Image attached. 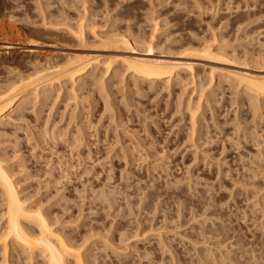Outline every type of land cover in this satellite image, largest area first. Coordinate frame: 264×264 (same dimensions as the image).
Here are the masks:
<instances>
[{
  "label": "rangeland",
  "instance_id": "rangeland-1",
  "mask_svg": "<svg viewBox=\"0 0 264 264\" xmlns=\"http://www.w3.org/2000/svg\"><path fill=\"white\" fill-rule=\"evenodd\" d=\"M86 1L84 2V0L83 1L81 0L79 1L78 0L77 1L75 0H60V1L59 0H47V1L46 0H0V22H2L0 23V32L2 33L6 31L5 32L6 34L0 33V83H1L0 90H5V88H8L7 87L9 86L7 85L8 83L14 84L13 81L16 82L17 79L21 77L19 75L20 72L22 77H24L25 79L34 77L32 75L34 74L36 75L38 71L39 72L46 71L47 74L54 73L55 71H57L56 70L57 68L55 69L54 66H58L60 64L59 67H61L62 63L64 64L67 62L66 59H68V57H70L69 60H71V58L73 57L75 60L81 58L87 59V57L88 56L91 57L92 54V57L93 56L97 57V55L98 56L100 55L102 57L101 59L103 58L107 59L110 57L117 58L119 57L118 55H120V57L122 56V58L124 56L126 57V59H128V55H129V59L131 58L133 59V57L136 56L135 58H150V59L159 58L161 60L166 59L165 61L173 60L174 62L176 61V63L179 61L183 63L185 62L188 63L190 62L193 64L198 63L200 64V66L198 64L197 65L195 64V71L197 72L196 73L197 77L199 79L201 77L202 80L201 82L203 83L205 81L203 83L204 87L207 84H210V81L208 80L206 81L205 78L209 79L211 77H214V79H211L213 83L211 82L212 84L208 85V87L210 86V89L212 91H209L210 89L207 88V86H206L207 89L205 88V90H207L208 92L205 91L206 93L204 92V94L209 93L207 94V96L204 95L205 97H208L206 98L208 101H206L205 97L203 96L200 102L201 109H199V111L196 112L197 113L196 118H198L197 119L198 121L206 116L204 118L206 119L205 122L203 121L204 119L200 120L199 122L197 121L198 126L199 123L201 124V129H199L200 127H198V129L201 131L199 133L196 132L197 134L195 133V136L193 137L194 140L192 139L193 143L194 141L200 142L201 140L199 145H198L199 142L194 143V145L197 144L198 146L200 145L201 146L197 148L196 145L194 148L193 143L190 139L191 137L190 125L193 126V124L192 123L190 124L189 119H191L192 117L190 118L191 113L188 114V112L190 106H191L190 108L194 107L193 103L199 98V97L197 98L196 94H198L199 96V93H195V95L192 96L193 89L191 88L192 90H189L188 88L190 86L188 88H184V86H182L183 80H185L184 83H187L186 74L182 73L181 75L182 78L180 82L182 84H180V82H173L174 81L173 79H172L173 81L169 82L170 84L172 83L173 87H176L178 83L184 89H187L186 90L187 93L185 91L186 94L183 93L184 95H181V96H185V99L187 100V101L185 100L186 103L190 102V101L188 102V100L191 96L194 97L193 98L194 101L192 100L191 101L192 103L190 102L192 105L191 104L190 106L188 105L189 107L188 109H185L186 110L185 111L183 106L185 107L187 105L185 104L184 97L180 96V94L182 93H179L182 90L184 91V89L181 87L179 88V85L176 88H172V86L170 87V85L168 84L170 88H165L166 87L165 81H162L159 82L154 87L153 86L150 87V84H143V86H139L142 84L141 83L142 79L140 82L139 79L133 77V74H129L128 72L126 74V72H124L125 69L122 68L121 66V70L123 69L122 70L123 74L122 73L121 74L123 76L125 75L124 76L125 79L124 77H121L124 80V82L121 81L124 85V88L122 87L123 86L122 84L118 85V83H121L120 81H118L121 80L120 78L121 74L115 76L111 72L110 74H107V76H105L106 75L105 74L104 75L105 78H103L104 76L102 77L105 82L101 80L100 83L104 84V86L106 84V86L104 87L105 90L101 91L103 90L101 89V86L99 88L98 86L99 84L98 85L96 84L99 82L98 75L102 76V74H99L100 70L98 69L99 70V71L97 70L98 73L96 72L97 75H95V78H93L96 79V83L94 82V80H92L91 78L92 75L91 76L87 75L88 76L87 78L85 75L82 80L83 82L81 81V84L77 83L80 88L81 86L82 87L84 86L85 88H81L82 90L80 91L79 87L76 85L75 88L79 89V90L74 89V91H78V95L77 93H74L78 97L75 98L76 100H72L73 96L69 94L72 91L71 90L72 86H70V84L67 87H63L64 90L63 89L61 90V88L58 89V87H56V89H54L55 92L50 93V97L48 98L49 101L47 99L46 100L41 99L43 97V93H42L40 95L41 97H39L38 99H34L31 97L28 103L30 101L31 102L25 108H23L24 110L21 109L20 110L21 112L16 111L17 113L15 112L14 114L9 113L11 114L15 122L16 121L19 122L20 119L24 118L25 116L26 118V119L24 118L25 122L23 119V121L21 120L20 123L15 124L14 120L10 122V117L3 118V120L0 121V122H4L2 124L0 123V161L2 160L1 162L4 168L6 169V171H8L7 173L10 175V177H12L11 179L14 182L17 192L19 193V197L22 199V201L27 207L32 209V211L34 210L33 212L37 213L38 211V214L41 212L43 213V215L47 217L48 220L50 219L49 222L52 224V225L50 224L51 229L55 231L54 233L57 234L56 236L58 237L60 236L59 238L63 237L64 239L68 240L70 243H72V245L74 244L75 248L81 247L80 254H81V258L83 259V264H169V261L171 262V258L174 261V264H176L177 262H178L177 264H192V261L194 262L193 264H201V263L205 264L206 261H207L206 264H209L210 262H211L210 264L213 263L219 264L218 262H221L220 264H226L225 262L227 260L226 258L231 260L228 262V264L229 263L230 264L233 263L264 264V249H262L264 248L262 247L264 246L263 243L264 233H262L261 231L264 230L263 228L264 226L263 225L264 224L263 223L264 221L263 220L264 219V213H263L264 123H262L264 122V116H262L264 115V111H262L263 109H261L262 106L264 107V103L260 101V99L263 101L261 97L260 98L258 97L259 100L254 99L256 104L255 103L253 104V101H249V98H245L246 93L242 91V89L244 90L245 88L243 87V85L240 86V84H238L239 83L238 78L235 80L236 76H238L239 74L240 76L251 74L253 77L255 76L257 78H259L260 76L264 77L263 60H262L263 62L262 64L260 60H258L260 70L255 69L258 64L254 66L255 68L251 67L252 63H250L251 65L250 67H248L249 65L248 66L245 65V64H249L250 62L249 60L254 57H257L255 59H258L257 55L260 52H262V54L261 53H260L261 55L259 54V58L262 59L264 57L263 55L264 52V47H263L264 20L263 19L264 18L261 20L259 18V17L262 18L264 14V0H86ZM39 2L40 3L43 2L44 7L41 4L42 5L41 7L43 8L38 7V5H40ZM246 2H248L247 6H246ZM242 4L243 6H241ZM183 6H185L186 10ZM250 7L252 8L249 9ZM245 8H247L248 11L247 9L245 11ZM41 9L42 10L45 9L47 12H45V10L44 12L47 15L42 14L40 12ZM61 13L63 15H60ZM64 13L66 15L65 17H64ZM246 14L249 15L246 16ZM44 15L45 17H43ZM152 15L154 16V18L152 17ZM256 16L260 20L259 21L257 19L258 24L255 19L257 18ZM42 17L44 20L42 19ZM59 17L60 18L62 17L61 18L62 20L59 19ZM149 17L154 21L149 19ZM66 18L67 20L68 19L70 20L68 21V23H66L67 22ZM250 18L253 19L252 22ZM228 20L229 23H227ZM126 21H128L127 22L128 25L126 24ZM151 21H153L154 23ZM237 21H241V22L239 23ZM254 21L256 22L255 25H253ZM45 22L47 23L46 25ZM156 22H158L159 24ZM151 23L153 26H151ZM3 25H5L4 28ZM51 25L54 28H52ZM193 25L194 27H192ZM69 26L71 28L68 29ZM236 26L238 27V29L235 28ZM248 27L249 29L247 31L246 28ZM70 29H73V31L77 30V32H81L80 34L83 33L81 36L83 37L84 35V41L86 40L85 42L87 43H83L84 41L80 42L81 36L78 33L76 32L74 33L72 32V30L69 33L68 30ZM153 29L157 30V31L154 30V36H153ZM243 29H245L246 31ZM258 29H260V31ZM246 32L247 33L249 32L248 34L249 36L247 35ZM253 32L254 34H252ZM73 33L76 34L77 36L76 35L72 36L74 35ZM94 33H97L96 35L98 36V38L101 37L103 40H105L104 38L106 39L108 38L107 35H109L110 37L111 34L120 33L119 34L120 36L122 35L128 36V33L129 34L132 33L133 35L130 34L131 36L130 35L128 36L130 37V39H132V37L138 39L139 37L140 40H144L145 38L144 42L142 41L143 44L145 42L147 43L151 42V45L153 46L154 44L155 47L153 46V48L157 51L153 49L154 51L150 53L152 54V56L147 57V55H150L148 52L149 50H144L149 48L147 47L148 46L147 43L144 44L146 45L145 46L146 48H144L143 45H140L142 43L140 44L138 43L136 44V47L135 45L133 46L134 50L131 49L130 51L128 50L125 51L123 47H122L123 49L121 48L120 50L119 49L113 50L111 48L108 49L106 47L101 48L99 46L101 44L100 41L102 40L101 38H99L100 40L98 38L96 40L95 39L96 35ZM7 34L9 35L7 36ZM150 34L155 38L157 37V39L155 40L154 38V40L153 39L150 40V38H152ZM78 36H80L79 41L76 38ZM73 37L75 38L73 39ZM8 38L9 40L10 39L11 40L9 41ZM166 40L169 41L167 42ZM5 41H7L6 43L8 44H6ZM96 41L97 42L99 41L98 43L100 44H98ZM155 41H157L158 43ZM14 42H16V44ZM166 42L168 43L169 46L167 45ZM205 44L207 46H205ZM209 45L211 46L210 48L212 49V51L214 50L215 52L217 51L222 52L223 50L228 49L227 52L224 51V54L226 56L229 53L228 55L229 57L231 52L233 53L235 51L234 53L237 54L236 55L232 54L234 56L231 57L237 56L236 59L239 58V61H237L236 59H234L235 60L234 61L232 58H229V60L231 61H228L227 60L228 58L224 57L222 59H225L226 61H223L221 59L222 62H220L219 60L209 62L208 60L203 58L205 60L204 61L202 59L203 56L200 57L199 55L196 54L197 56H199V58H201V59H197L195 58L196 55L194 53L192 54L190 53L191 50L195 49L196 47L197 48L195 49V51L200 49L201 46L204 47L205 49L206 47H209ZM261 45L263 48L261 47ZM137 47L138 49L140 47L139 51L141 52L137 51L138 50L136 49ZM186 47L190 49L188 50V48L186 49ZM253 47L255 50L253 49ZM243 49H247V50H243ZM135 50L139 54L134 53L133 51ZM184 50L186 51L188 50L187 53L186 51L184 52ZM131 51L135 55L132 54ZM143 51H146L148 54ZM198 51L200 53V50ZM243 51L244 52L246 51L247 55H250V53H248L247 51L251 52V56H249L251 58H248L246 56L247 58L246 59L245 58L246 53L244 55ZM142 52L146 53V55L143 54ZM169 52L170 54H168ZM193 54L195 57L194 56L189 57V55H193ZM220 54L224 55L223 52L219 53L218 55ZM240 59L241 60L246 59V61L244 60V63H242L241 65ZM44 63L49 65L46 66V64ZM202 64L204 65V67ZM205 65L207 66L205 67ZM260 65H262L263 67H261ZM210 69L212 70L215 69V71H211ZM203 70L205 71V73ZM210 71L213 72V74H217V73L218 74L213 76V74L210 73ZM235 72L239 74H235L236 75L235 78L230 79L231 77H234ZM37 74L42 75L43 73H37ZM206 74L208 75V77L206 76ZM218 75L219 76L221 75L220 77L222 78H220ZM223 75L224 76L228 75L226 76L227 79L226 78L225 79L232 81L227 82L225 79L223 81V77H224ZM198 78L197 81L199 83L200 81L198 80ZM175 79L180 80V78L177 79V77H175ZM216 79L218 80V84ZM134 81L135 82L137 81V84ZM225 81L227 83H230L231 86L226 84ZM233 81L237 85H235ZM189 82L190 81H188V83ZM93 83L96 84V87L94 86ZM134 84L138 86L135 87L137 89L139 88L138 89L139 93L137 89L134 87ZM232 84L233 86L235 85V87L239 85L240 86L238 87L239 90L235 89V87H232ZM200 85L201 83H199L198 86L199 88L201 87ZM215 85L218 88V90L216 89ZM217 85L220 86L218 87ZM222 85L224 87H222ZM230 87L233 88L231 89L233 91L230 90ZM98 88L101 90H99ZM61 91L63 92L65 99L63 98L62 93H60ZM82 91L84 92L82 93ZM108 91L110 93H108ZM236 91H238L240 95H243L241 97L239 96L238 92H237L238 94L236 93V96L238 95L241 98V100L239 99V97L238 98L236 97L238 101H235V98L232 97L233 93H235ZM128 92L129 95H127ZM211 92H213L214 94ZM57 93H60V95L62 96H59L58 98V96L56 95ZM71 93L73 94V92ZM210 94L211 96L213 95L212 98L210 97ZM68 95H70L71 98ZM177 96L178 98H181L180 100L183 99L184 101V102L182 101V104L185 105L178 104L182 106V108L176 105V103H179L180 101L178 98L177 99L179 101L178 102L176 101ZM221 96L224 98H222ZM54 97L58 99L55 100V102L57 101V103H54L55 105L53 106L52 104L55 99ZM60 97H62L63 99ZM106 97L109 98V100H107L109 104L106 101ZM229 97L232 100H230ZM121 98L123 100L125 98L126 100L123 101ZM32 99L37 101H34ZM233 99L235 101V104L233 102L231 104V101H233ZM68 100L70 101L66 103V101ZM257 100L260 101L261 103L257 102ZM33 101L37 105L39 103V106L36 107ZM216 102L220 103L218 104L220 107L217 106ZM239 102L243 103L242 108L245 107L244 109H241L240 107L241 103L239 105ZM250 102H252L251 105L254 106L252 107L254 108L253 110L260 109L257 110V112L262 111L256 113L255 117H252L254 116L255 113H252L251 105H249ZM206 103H210V104L212 103V105L210 106L209 104L208 106L207 104L206 106ZM111 105H115V106L113 107ZM176 106L180 107L181 109V110L179 109L180 112L179 110H175L178 109ZM202 108H204L203 109L204 111L207 110L206 111L207 115L205 112L204 117H203L204 112ZM32 109L35 111L34 113L31 112ZM210 109L213 110V114H216V116L214 115L216 119L212 117L211 111H209ZM41 111L44 113H42ZM227 112L229 113L228 115ZM239 112L241 116L238 114ZM253 112H256V110ZM200 114L202 116H200ZM222 114H225L224 117ZM113 115L115 117H113ZM256 116L258 121H259L258 117H260L259 122L256 121ZM213 119L217 120V122L215 121L214 123ZM235 119L238 121V123L240 121V123L238 124L240 125L239 127H241L242 125H244L243 128L246 127L244 130L243 128H240L241 132L246 131L245 134L244 132L241 133L240 131H237L239 130V127L237 126V121H235ZM117 120L119 122H117ZM206 121L208 122L207 125L209 126L206 125ZM254 121L257 126H255ZM145 123H147L149 126L147 124L145 125ZM116 124L117 125L120 124V125L117 126ZM214 124L217 125L215 126ZM253 124L258 129L255 128V130L254 129L252 130V128H254V126H252ZM213 125L215 126V128ZM234 125L235 127H238V129L236 128V131L239 132L238 135H236L237 132L236 133L234 132L235 131ZM194 127L197 126L195 125ZM193 128H191V130ZM117 129L119 130V133L117 132L118 131ZM194 129L196 131L197 128ZM194 129L192 131H194ZM198 129L197 131H199ZM78 130H81L82 132H79ZM147 130L149 131L147 132ZM187 130L189 131V133ZM218 130H220L221 133ZM46 131L49 132L43 133ZM208 131L211 134V136L209 135L210 137L208 136L209 134ZM252 131L253 132L255 131L257 134L252 133ZM51 132H52L51 134L52 136L49 134ZM62 132L64 135L62 134ZM115 132L119 134L121 139L119 138L118 134L117 137L119 139L114 138L116 137ZM129 132L131 135H133L134 132L135 135L133 136V138L136 139H133L132 136L129 135ZM233 132L235 133V136ZM73 133L74 135H76L77 133L76 135L77 139H75L76 137L73 135ZM79 133L82 134L80 135ZM125 133L128 136L125 135ZM45 134L47 135L49 134V137L51 136L50 140L48 136ZM56 134L57 137H54ZM188 134L190 136L188 138L190 139L189 141L186 139V137H188L186 135ZM214 134L216 135V137ZM198 135H200L201 137ZM44 136H46V138H44ZM60 136L61 139L58 138ZM227 136L230 139H227ZM232 136L234 137V139L232 138ZM246 136L248 139L246 138ZM195 137H197L198 139L197 138L195 139ZM51 138L55 140L53 139L51 140ZM207 138H210V140L213 139L212 140L213 142H209L210 140L208 141ZM78 139H81V141H79ZM205 139L210 144V146L209 144H207ZM251 139H253V141ZM39 140L43 141L44 143L40 142ZM62 140L65 142H62ZM73 140L74 142H72ZM75 140L78 141V142L76 141L77 144H75ZM120 140H122L123 143L120 142ZM136 140L138 141L139 144H142L140 145L142 150L140 146H138L139 144H137ZM183 140H185V142H183ZM236 140L239 145L237 144ZM238 140L240 141L241 144L239 143ZM257 140L262 142H259ZM243 141H246L247 143ZM36 142H38L39 144ZM233 142L239 146L237 147L236 145L238 149H236L235 144ZM73 143L75 145H73ZM183 143H185L186 145ZM232 143L234 144V146ZM255 143L259 147H257ZM130 144L133 145L134 147L131 146ZM259 144L262 147H260ZM143 147L146 149L143 150ZM152 147H154L155 149ZM133 148L135 150H132ZM197 149L199 150L196 151ZM88 150H90V152ZM137 150H139V152ZM125 151L127 153L126 155H125ZM130 151H132L133 153ZM258 151L261 152L259 153ZM146 152H148L147 153L148 155L146 154ZM206 154L210 156L207 157ZM253 154L257 156H254ZM148 156H150V158H148ZM138 157L142 158L143 160L138 159ZM165 157L166 159H164ZM257 157H259V159ZM160 158L161 159L163 158L164 160H161ZM194 158H196V160ZM206 158L208 159L204 160ZM244 161L246 164L244 163ZM249 161H253L255 164L257 163L256 166L253 162L251 163ZM241 163H243L244 167L243 165H239ZM248 164H250V166H248ZM218 166H220L221 168ZM246 166L248 167V169ZM254 166L256 167V169L259 167L257 169L258 171L255 169ZM249 167L250 168L254 167L255 171L254 169L251 168L254 171V172L252 171L253 172L252 173L251 170H249L250 169ZM247 170H249L248 174H247L248 172ZM220 172L221 174H218ZM245 198L247 199V201L245 200ZM260 205H262V207H260ZM156 206H158V208ZM154 209L157 212H155ZM243 211H245L244 215H243ZM6 213H7V204L4 203V201H2V197H0V240L2 239V237H4V234L8 228L7 227L8 217ZM177 213H179V216L177 215ZM206 216L210 219V220L208 219L209 221L205 219L207 218ZM244 216H246V218H244ZM212 217L214 218L211 219ZM260 217L261 219H259ZM163 220L165 222H163ZM198 224L199 225L201 224L200 226H202L203 228L201 229V227ZM179 227L182 230L179 229ZM261 227L263 229H260ZM32 228L35 231H37L36 226H33ZM159 228H161L160 231ZM221 229H224L223 230L224 232L221 231L224 234L220 233ZM201 230H203L204 232ZM209 231L212 233H209ZM256 231L258 232L255 233ZM156 233H158L159 235ZM199 234L201 236H199ZM207 234H210L209 237H206ZM217 234H221L222 236L220 237ZM184 236L185 239L183 238ZM202 236L203 237L205 236L204 239ZM201 237L203 240H205L204 242L206 245L203 244L202 242L203 240L201 239ZM231 237H233L234 239ZM191 238H195V239L193 240ZM160 239H165V244H168L169 242V245H165L164 240L163 241L161 240L162 242H160ZM196 239L199 242V243L197 242V244L195 241ZM223 239L228 241V243ZM206 240L210 241V243L207 242ZM200 242H202V244L199 245V247H197L198 244H200ZM206 242L208 243V246ZM221 242H223L222 245L220 244ZM225 242L227 244H225ZM1 243L2 242L0 241V264H49L47 258L45 259V257L40 255V253H36L34 256H30L29 252L23 250V248L19 246L13 245L12 242L8 244V249L5 250ZM213 243L220 244L222 248H220L218 244L217 246H215V244ZM193 245H195L196 247ZM231 245H233L235 248L236 246H238L236 248L237 250H235V248ZM205 246L206 248H204ZM244 246L247 248H244ZM161 247H163V250L164 247L165 249L171 248L173 250L171 249L164 250L167 251L166 253L168 254L164 252V257L161 258L163 252V250H161ZM175 247L176 249H174ZM215 247L223 250L222 251L219 249L221 251L220 252L221 255L225 252L226 253L224 255L226 254L228 255L226 257L222 255L223 259L220 258L219 257L220 254H218L219 250ZM198 248H200V250ZM134 249L135 251H133ZM244 249L245 251L246 249L247 250L250 249L248 251L249 253H245ZM188 251H190V255ZM197 251L198 253L201 254L203 253V255L198 254ZM169 253H171L172 255L170 254L171 255L170 256ZM207 253L211 255H207ZM174 254L176 255V257H174L175 256ZM212 254L215 258L212 257ZM230 255H231L230 258L232 259L228 257ZM197 256L199 258L203 256L202 260H200L201 259L200 258L198 261L196 259ZM206 256L208 258L210 257L211 258L208 259ZM174 258L175 259L177 258L176 261L174 260ZM218 259L221 261H219ZM159 260L161 261V263L159 262ZM162 260L164 263H162ZM173 261L171 262V264L173 263ZM71 262L72 264L74 263L73 261Z\"/></svg>",
  "mask_w": 264,
  "mask_h": 264
},
{
  "label": "bare ground",
  "instance_id": "bare-ground-1",
  "mask_svg": "<svg viewBox=\"0 0 264 264\" xmlns=\"http://www.w3.org/2000/svg\"><path fill=\"white\" fill-rule=\"evenodd\" d=\"M47 1V0H46ZM60 1V0H59ZM75 1H77V0H75ZM79 1V0H78ZM81 1H83V0H81ZM86 0H84V2H85ZM48 2H51V1H48ZM87 2V1H86ZM240 2V1H239ZM245 2V1H244ZM243 2V3H244ZM40 3V2H39ZM46 3V2H45ZM44 3V4H45ZM63 3V2H62ZM247 3L248 2H246V6H247ZM250 3V2H249ZM43 5V2L42 3H40V5H38V7H41L42 5ZM48 4V3H47ZM79 4H81V3H79ZM84 4V3H83ZM66 5V4H65ZM68 5V4H67ZM49 6V5H48ZM53 6V5H52ZM241 6H243V4L241 5ZM244 6H245V4H244ZM248 6H250V5H248ZM43 7H44V5H43ZM43 7H41V8H43ZM51 7V6H50ZM54 7H56V6H54ZM130 7V6H129ZM184 8H185V6H183ZM190 7V6H189ZM257 7V6H256ZM62 8V7H61ZM64 8V7H63ZM188 8V7H187ZM194 8V7H193ZM248 8V7H247ZM247 8H245V11H246V9ZM252 7H250L249 9H251ZM40 9V8H39ZM52 9V8H51ZM181 9V8H180ZM42 10V9H41ZM40 10V12L42 13V14H45V15H47L45 12H47L45 9V12H44V10H42L41 11ZM59 10V9H58ZM65 10V9H64ZM185 10H186V8H185ZM126 11V10H125ZM247 11H248V9H247ZM50 12V11H49ZM59 12V11H58ZM61 12V11H60ZM123 12V11H122ZM135 12V11H134ZM188 12V11H187ZM40 13V14H41ZM238 13V12H237ZM249 13V12H248ZM41 14V15H42ZM59 14V13H58ZM39 15V14H38ZM45 15L43 16V17H45ZM50 15V14H49ZM60 15H63L62 13L60 14ZM154 15V14H153ZM152 15V17L154 18V16ZM238 15V14H237ZM240 15V14H239ZM244 15H245V13H244ZM247 15H249V14H246V16ZM66 15H65V13H64V17H65ZM241 16V15H240ZM263 16H264V14H263ZM262 16V18L261 17H259V15H258V17L260 18V20L261 19H263L264 17ZM41 17V16H40ZM43 17H42V19H43ZM234 17H235V15H234ZM237 17V16H236ZM250 17V16H249ZM255 17V16H254ZM254 17H253V19H254ZM257 17V16H256ZM258 17L257 18H255L256 19V21H257V24H258ZM47 18V17H46ZM45 18V19H46ZM62 18V17H61ZM60 17H59V19H61ZM238 18V17H237ZM57 19H58V16H57ZM146 19H148V18H146ZM145 19V20H146ZM149 19H151L150 17H149ZM248 19V18H247ZM251 19V22H252V18H250ZM258 19V20H257ZM44 20V19H43ZM56 20V19H55ZM62 20V19H61ZM66 20H67V18H66ZM151 20H153V19H151ZM238 20V19H237ZM240 20V19H239ZM259 20V21H260ZM264 20V19H263ZM46 21V20H45ZM65 21V20H64ZM63 21V22H64ZM68 21H70L69 19L67 20V22L66 23H68ZM134 21V20H133ZM154 21V20H153ZM153 21H151V22H153ZM47 22V21H46ZM45 22V25L47 24ZM49 22V21H48ZM62 22V21H61ZM117 22V21H116ZM121 22H123V21H121ZM127 22L128 21H126V24H127ZM131 22V21H130ZM129 22V23H130ZM237 22H241V21H237ZM0 23H2V22H0ZM50 23H51V21H50ZM49 23V24H50ZM57 23H60V22H57ZM65 23V24H66ZM71 23V22H70ZM120 23V22H119ZM154 23V22H153ZM156 23H158V22H156ZM156 23H155V25H156ZM227 23H229V20H228V22ZM254 24L253 25H255V21L253 22ZM64 24V23H63ZM150 24V23H149ZM159 24V23H158ZM53 25V24H52ZM51 25V27L52 28H54L53 26ZM56 25V24H55ZM59 25V24H58ZM68 25V24H67ZM116 25V24H115ZM128 25V24H127ZM143 25V24H142ZM154 25V26H155ZM195 25V24H194ZM194 25L192 26V27H194ZM240 25V24H239ZM253 25H251V26H253ZM10 26V25H9ZM60 26V25H59ZM75 26V25H74ZM82 26V25H81ZM140 26V25H139ZM151 26H153L152 25V23H151ZM2 27V26H1ZM5 27V25H3V28ZM47 27V26H46ZM116 27V26H115ZM127 27V26H126ZM142 27V26H141ZM158 27V26H157ZM172 27V26H171ZM170 27V28H171ZM225 27V26H224ZM227 27H228V25H227ZM69 28H71L70 26L68 27V29ZM77 28V27H76ZM146 28V27H145ZM151 28H153V27H151ZM235 28H237L238 29V27L236 26ZM74 29V28H73ZM73 29H70V30H68L69 31V33L71 32V30H72V32H76V33H78L80 36L83 34H80L81 32H77V30H74L73 31ZM78 29V28H77ZM114 29V28H113ZM128 29V28H127ZM139 29V28H138ZM156 29V28H155ZM155 29H153V36H154V30ZM247 29V31H248V29H249V27L248 28H246ZM1 30H3V29H1ZM7 30V29H6ZM46 30V29H45ZM48 30V29H47ZM50 30V29H49ZM53 30H55V29H53ZM60 30H62V29H60ZM59 30V31H60ZM241 30V29H240ZM243 30H245V29H243ZM242 30V31H243ZM259 31H260V29H258ZM5 31V30H4ZM66 31V30H65ZM155 31H157V30H155ZM246 31V30H245ZM250 31V30H249ZM251 31H252V29H251ZM250 31V32H251ZM6 32V31H5ZM5 32H2V33H5ZM118 32V31H117ZM1 33V32H0ZM1 33V34H2ZM12 33V32H11ZM73 33V34H74ZM125 33H126V31H125ZM245 33V32H244ZM247 33V32H246ZM6 34V33H5ZM19 34V33H18ZM72 34V33H71ZM95 35L97 34V33H94ZM118 34V33H117ZM117 34H111V36L109 37V35H107V39L106 38H104L105 40H103L101 37H99V38H101V40L102 41H100V43H98L97 41V43L98 44H100V46L99 47H101V48H103V47H106V48H108V49H113V50H116V49H121L122 47L125 49V51L126 50H128V51H130L131 49H133V46L135 45V47H136V44H140V43H142V44H140V45H143L144 46V48H146L145 46L146 45H144V44H146L147 42H145L144 44H143V42H144V40H145V38H144V40H140L139 39V37H138V39L137 38H133L132 37V39H130V37H128L130 34H132V33H128V36H126L127 35V33H126V35H122V36H120L119 34L117 35ZM140 34H141V32H140ZM249 34V32L247 33V35ZM252 34H254V32L252 33ZM252 34H250V35H252ZM9 34H7V36H8ZM11 35V34H10ZM63 35V34H62ZM69 35V34H68ZM76 34H74V35H72V36H75ZM94 35V36H95ZM106 35V34H105ZM115 35V36H114ZM133 35V34H132ZM151 35V34H150ZM246 35V36H247ZM7 36H5V37H7ZM77 36V35H76ZM80 36H78V37H76L77 39H78V41H79V38H80ZM97 36V35H96ZM95 36V39L97 40V38H98V36L96 37ZM131 36V35H130ZM140 36V35H139ZM152 36V35H151ZM152 36V38H150V40L151 39H153L154 40V38L155 37H153ZM192 36V35H191ZM249 36V35H248ZM247 36V37H248ZM136 37V36H135ZM146 37V36H145ZM162 37V36H161ZM13 38V37H12ZM75 37H73V39H74ZM92 38H94V37H92ZM98 38V39H99ZM141 38V37H140ZM7 39V38H6ZM147 39V38H146ZM157 39V37L155 38V40ZM166 39V38H165ZM169 39V38H168ZM8 40H9V38H8ZM7 40V41H8ZM11 40V39H10ZM9 40V41H10ZM100 40V39H99ZM160 40V39H159ZM7 41H5V43L7 42ZM15 41V40H14ZM81 41H84V35H83V37L81 36V39H80V42ZM86 41V40H85ZM83 42V43H87V42ZM92 41V40H91ZM143 41V42H142ZM167 41V40H166ZM169 41V40H168ZM167 41V42H168ZM4 42V41H3ZM2 42V43H3ZM90 42V41H89ZM94 42H95V40H94ZM155 42H157V41H155ZM166 42V43H167ZM15 44H16V42H14ZM13 43V44H14ZM19 43V42H18ZM17 43V44H18ZM21 43V42H20ZM93 43V42H92ZM158 43V42H157ZM165 43V42H164ZM6 44H8V43H6ZM23 44V43H22ZM153 44V43H152ZM174 44V43H173ZM208 44V43H207ZM102 45V46H101ZM139 45V46H140ZM147 47H149L148 49H144V50H149L148 52H149V54L150 53H152V51H154L155 49L153 48V46L155 47V45L153 44V46L151 45V42L150 43H147ZM149 45H151V46H149ZM159 45V44H158ZM167 45H168V43H167ZM171 45V44H170ZM175 45V44H174ZM191 45V44H190ZM11 46V45H10ZM143 46H142V48H143ZM169 46V45H168ZM192 46V45H191ZM191 46H189V47H191ZM203 46H204V44H203ZM205 46H207L206 44H205ZM259 46V45H258ZM125 47H127V48H125ZM134 47V48H135ZM165 47V46H164ZM193 47V46H192ZM211 46L209 45V47H206L205 49H204V47H200V49H198V50H200V53H199V51L198 50H196L195 51V49L197 48H195V49H193V50H191V54L192 53H194L195 55L197 54V55H199L200 57H202V59L204 58V59H206V60H208L209 62L210 61H220V62H222V60L223 61H226L225 59H222V58H228L227 60L228 61H231V60H229V58H232L233 60L234 59H236L237 58V56H235V57H231V56H234V55H232V54H235L234 52L232 53L231 52V54H230V57L228 56L229 55V53H228V55H226L225 56V54H224V51H228V49L226 50H223L222 52H223V54L224 55H218L219 53H222V52H219V51H217V52H215L214 50L212 51V49L210 48ZM261 47H262V45H261ZM260 47V48H261ZM264 47V46H263ZM262 47V48H263ZM2 48V47H1ZM4 48V47H3ZM6 48H8V47H6ZM122 48V49H123ZM158 48V47H157ZM156 48V49H157ZM161 48V47H160ZM188 47H186V49H187ZM194 48V47H193ZM247 48V47H246ZM251 48V47H250ZM258 48V47H257ZM256 48V49H257ZM259 48V49H260ZM261 48V49H262ZM105 49V48H104ZM136 49H138V47L136 48ZM139 49H140V47H139ZM139 49L137 50V51H139ZM154 49V50H153ZM163 49V48H162ZM167 49V48H166ZM169 49V48H168ZM190 48H188V50H189ZM203 49V50H202ZM221 49V48H220ZM234 49V48H233ZM232 49V50H233ZM253 49H254V47H253ZM253 49H252V51H253ZM118 50V51H119ZM134 50V49H133ZM143 50V49H142ZM158 50H160V49H158ZM187 50V51H188ZM217 50V49H216ZM230 50V49H229ZM236 50V49H235ZM239 50V49H238ZM243 50H247V49H243ZM255 50V49H254ZM136 51V50H135ZM135 51H133L134 53H138L137 51L135 52ZM155 51H157V50H155ZM162 51V50H161ZM167 51V50H166ZM165 51V52H166ZM170 51V50H169ZM183 51V50H182ZM186 50H184V52H185ZM187 51H186V53H187ZM195 51V52H194ZM198 51V52H197ZM201 51H203V52H201ZM221 51V50H220ZM231 51V50H230ZM260 51V50H259ZM259 51H258V53H259ZM2 52H3V50H2ZM96 52V51H95ZM132 52V51H131ZM132 52V54H134ZM139 52H141V51H139ZM143 52H146V51H143ZM142 52V53H143ZM159 52V51H158ZM213 52H214V54H213ZM242 52V51H241ZM244 52V51H243ZM248 53H250V55H247V53H246V51L244 52V55H245V53H246V55H245V58H246V56L248 57V58H251V57H249V56H251V52H249V51H247ZM141 53V54H142ZM147 53V52H146ZM146 53H143V54H145L146 55ZM160 53H162V52H160ZM180 53V52H179ZM183 53V52H182ZM203 55H202V54ZM215 53H216V55H215ZM254 53V52H253ZM261 54H262V52H260ZM259 53V54H260ZM64 54H66V53H64ZM139 54V53H138ZM148 54V53H147ZM168 54H170V52L168 53ZM194 54L193 55H189V57H192V56H194ZM237 54V53H236ZM235 54V55H236ZM259 54L257 55L258 56V59H255V58H257V57H254V56H252V57H254V58H252V59H248L250 62H249V64H245L246 66H248V67H250L251 65V67H254V66H256V64H258L259 63V61L258 60H260V62H261V64L264 62V57L261 59V58H259ZM260 54V55H261ZM2 55V54H1ZM68 55V54H67ZM124 55V54H123ZM131 55V54H130ZM135 55V54H134ZM163 55V54H162ZM196 55V57L195 58H197V59H201V58H199V56H197ZM243 55V54H242ZM253 55V54H252ZM263 55H264V52H263ZM69 56V55H68ZM119 57H117V56H115V57H117V58H112V57H110V58H107V59H101L102 57L99 55H97V57L96 56H93L92 57V54H91V57L90 56H88L87 57V59L86 58H81V59H78V60H75L74 59V57L73 58H71V60H69L70 59V57H68V59H66L67 60V62L66 63H62V66L61 67H59V65L58 66H54V68L57 70V71H55L54 73H46V71H44V72H37V73H43L42 75H40V74H37L36 73V75L34 74V75H32V76H34V77H32V78H28V79H25L24 77H22V75H21V72H20V78L19 79H17V81L15 82V81H13L14 82V84L12 85V84H7V85H9V86H7L8 88H5V90H0V121H2L3 120V118H6V117H10V122L11 121H13L14 119L12 118V116H11V114H9V113H15L16 111H20L21 109L22 110H24L23 108H25L29 103H28V101L30 100V98L32 97V98H34V99H38L39 97H41L40 95L43 93V97L41 98V99H44V100H48V98L50 97V93L51 92H55V90L54 89H56V87H58V89L59 88H61V90L63 89L64 90V88L63 87H67V86H69V84H70V86H72V88H71V92H73V94L74 93H77V95H78V91H74V89H76L75 87H76V85L78 86V84L80 83L81 84V81L83 80V78H84V76L86 75V78L88 77L87 75H92L91 76V78H92V80H94V82L96 83V79H93V78H95V75H97L96 74V72L98 73V71L100 70V73L99 74H102V76L100 75H98V78H99V82H98V79H97V82L98 83H96L98 86H99V88H100V86H101V89H103V90H101V89H99V90H101V91H104L105 90V86H106V84H105V86H104V84H102V83H100L101 82V80H103L104 81V79L103 78H105V76H107V74H110L111 72L113 73V75H115V76H117V75H120L121 73L123 74V72H122V70H121V66H122V68H124L125 70H124V72H126V74H127V72L129 73V74H133V77H135V78H137V79H139V81L141 82V79H142V84L141 85H139V86H143V84H150V87L151 86H156L159 82H162V81H165V84H166V87L165 88H170L171 86H172V83L170 84L169 82L170 81H173V82H180L181 81V75H182V73H184V74H186V77H187V83H184L185 82V80H183L182 82H183V85L182 86H184V88H188L189 86V90H192L193 89V92H192V96L193 95H195V93H199V96H198V94H196V96H197V98H198V100H196L194 103H193V108H190L191 106H190V104L192 103L191 101L193 100L194 101V97H192L190 94V98H189V100H188V102L189 103H186V99H185V96H181V95H184V94H186L187 93V89H184L182 86H180L178 83H177V85H176V87L179 85V88L181 87V88H183L184 89V91L182 90V91H180L179 93H182V94H180V96L181 97H184V101H185V104L187 105V106H183V108H184V110L185 109H188V107H189V112H188V114H190V118L191 119H189L190 120V124L192 123L193 124V126L192 125H190L191 126V128H193L195 125L197 126V127H194V128H197L198 129V127H200L199 129H201V124L199 123V126H198V124H197V119L198 118H196V115H197V113L196 112H198L199 111V109H201L200 108V102H201V100H202V98H203V96L204 95H206L207 96V94H209V93H207V94H204V92L206 91V92H208L207 90H205V88H206V86H207V88H209L210 89V86L208 87V85H210V84H212L213 83V81L211 80V79H214V77H211V76H209V77H211V78H205V80L207 81H210V84H207L205 87H204V85H203V83L205 82H201L202 80H201V77H200V79L197 77V72L195 71V64L197 65L198 63H188V62H185V63H183V62H181V61H179V62H181V63H179V62H177L176 63V61L174 62L173 60H171V61H165V60H161V59H150V58H135V57H133V59L131 58V59H129V55H128V59H126V57H124L123 56V58H122V56L120 57V55H118ZM143 56V55H142ZM150 57V56H152V54H150V55H147V57ZM239 56H240V54H239ZM188 57V58H189ZM244 57V56H243ZM125 58V59H124ZM162 58V57H161ZM171 58V57H170ZM77 59V58H76ZM164 59V58H163ZM203 59V60H204ZM222 59V60H221ZM247 59V58H246ZM246 59H242L243 60V62H242V60H241V65H242V63H244V60L246 61ZM186 60V59H185ZM191 60V59H190ZM237 61H239V58L238 59H236ZM262 60H263V62H262ZM173 61V62H172ZM205 61V60H204ZM235 61V60H234ZM236 61V62H237ZM47 63H48V61H47ZM245 63H247V62H245ZM250 63H252L251 65H250ZM44 64H46V63H44ZM254 64V65H253ZM40 65H42V64H40ZM39 65V66H40ZM49 65V64H48ZM47 64H46V66H48ZM51 65H52V63H51ZM199 66H200V64H198ZM203 65V64H202ZM207 65H205V67H206ZM261 67H263L264 66V64H263V66L262 65H260ZM41 67V66H40ZM51 67V66H50ZM198 67V66H197ZM202 67V66H201ZM203 67H204V65H203ZM209 67V66H208ZM52 68V67H51ZM53 68V69H54ZM211 68V67H210ZM246 68V67H245ZM255 68V67H254ZM264 68V67H263ZM99 69V70H98ZM213 69V68H212ZM212 69H210L211 71H215V69L214 70H212ZM247 69V68H246ZM255 69H259V64L257 65V67L255 68ZM36 70V69H35ZM44 70H46V69H44ZM49 70V69H48ZM98 70V71H97ZM249 70V69H248ZM253 70V69H252ZM260 70V69H259ZM204 71V70H203ZM207 71V70H206ZM210 71V73H212L213 74V72H211ZM227 71V70H226ZM233 71V70H232ZM35 72V71H34ZM199 72V71H198ZM222 72V71H221ZM220 72V73H221ZM263 72V71H262ZM204 73H205V71H204ZM207 73V72H206ZM219 73V74H220ZM224 73H226V72H224ZM228 73V72H227ZM233 73V72H232ZM239 73H240V71H239ZM239 73H234V77H231L230 79H232V78H235V74H239ZM106 74V75H105ZM121 74V75H122ZM128 74V75H129ZM218 74V73H217ZM217 74H213V76L214 75H217ZM246 74V73H245ZM38 75V76H37ZM105 75V76H104ZM112 75V74H111ZM112 75V76H113ZM120 75V78L121 77H124L123 75L121 76ZM199 75V74H198ZM203 75V74H202ZM222 75V74H221ZM220 75V76H221ZM229 75V74H228ZM228 75H223L224 77H223V81H224V79L226 78V76H228ZM251 74H247V75H241L240 76V74L238 75V76H236V78H235V80L238 78L239 79V83L238 84H240V86L241 85H243V87L245 88L244 90L242 89V91H244L246 94H245V98H249V101H253V104L255 103V101H254V99H258V97L260 98H262L263 99V101L260 99V101L262 102V103H264V77H259V78H257V77H253L252 75L250 76ZM36 76V77H35ZM104 76V77H103ZM131 76V75H130ZM206 76L208 77V75L206 74ZM219 76V75H218ZM219 76V77H220ZM232 76H233V74H232ZM103 77V78H102ZM175 77H177V79L178 78H180V80L178 81V80H176L175 79ZM202 77H204V76H202ZM8 78V77H7ZM17 78V77H16ZM90 78V77H89ZM116 78V77H115ZM118 78V77H117ZM197 78H198V80L200 81L199 83H201V87L199 88L198 86H199V83H198V81H197ZM220 78H222V77H220ZM124 79H125V77H124ZM136 79V80H137ZM173 79V80H172ZM218 79V78H217ZM216 79V81H217V84H218V80ZM227 79V78H226ZM225 79V80H226ZM6 80V79H5ZM112 80V79H111ZM115 80V79H114ZM135 80V79H134ZM220 80H222V79H220ZM234 80V81H235ZM102 81V82H103ZM118 81H123L124 82V80H123V78H121V80H118ZM166 81H168V82H166ZM188 81H190L189 83H188ZM227 82H230V81H232V80H226ZM225 81V82H226ZM233 81V82H234ZM238 81V80H237ZM83 82V81H82ZM85 82V81H84ZM105 82V81H104ZM135 82V81H134ZM212 82V83H211ZM226 82V84H228L229 86H231V84L230 83H227ZM78 83V84H77ZM95 83H93L94 84V86L96 87V84ZM109 83H111V82H109ZM118 83V82H117ZM136 84H137V81L135 82ZM209 83V82H208ZM220 83V82H219ZM224 83V82H223ZM223 83H221V84H223ZM235 83V82H234ZM233 83V84H234ZM1 84V83H0ZM4 84V83H3ZM119 84H122L123 85V83L121 82V83H118V85ZM164 84V85H165ZM170 85V87H169V85ZM176 84V83H175ZM180 84H182L181 82H180ZM220 84V85H221ZM226 84H224V85H226ZM233 84H232V87H235V85H237L236 83H235V85L233 86ZM6 85V84H5ZM103 85V86H102ZM110 85V84H109ZM168 85V86H167ZM219 85V86H220ZM127 86V85H126ZM135 86H137V85H135L134 84V87ZM149 86V85H148ZM175 86V85H174ZM203 86V87H202ZM218 86V85H217ZM218 86V87H219ZM239 85L237 86V87H235V89H237V90H239V88L238 87H240ZM3 87V86H2ZM79 87V86H78ZM110 87V86H109ZM123 88H124V85L122 86ZM138 87V86H137ZM150 87H149V89H150ZM152 87V88H153ZM176 87H173L172 86V88H176ZM215 87H216V85H215ZM222 87H224L223 85H222ZM81 88H85L84 86L82 87L81 86ZM80 87H79V89H80V91L82 90ZM122 88V89H123ZM126 88V87H125ZM136 88V87H135ZM163 88V87H162ZM161 88V89H162ZM192 88V89H191ZM206 88V89H207ZM1 89V88H0ZM78 89V88H77ZM76 89V90H77ZM78 89V90H79ZM95 89V88H94ZM137 89V88H136ZM139 89V88H138ZM138 89H137V91H138ZM208 89V90H209ZM216 89L218 90V88L216 87ZM221 89V88H220ZM219 89V90H220ZM231 89H233V88H231L230 87V90ZM54 90V91H53ZM107 90V89H106ZM120 90V89H119ZM135 90V89H134ZM188 90V91H189ZM70 91H68V92H70ZM121 91V90H120ZM131 91V90H130ZM150 91V90H149ZM154 91V90H153ZM185 91H186V93H185ZM209 91H212L211 89L209 90ZM222 91H223V89H222ZM221 91V92H222ZM231 91H233V90H231ZM241 91V92H242ZM59 92V91H58ZM69 93V94H71L73 97H72V100H76L75 98H78L77 97V95L76 94H72V93ZM84 91H82V93H83ZM127 92V91H126ZM205 92V93H206ZM219 92V91H218ZM238 91H236L235 93H233V96L232 97H234L235 98V101H238V97L239 96H243V95H240V93H239V96L237 95L236 96V93H237ZM60 93H62V95H63V92L61 91ZM60 93H57L56 95L58 96V98H59V96H62V95H60ZM65 93V92H64ZM108 93H110L109 91H108ZM120 93H123V92H120ZM138 93H139V91H138ZM184 93V94H183ZM189 93V92H188ZM211 93H213V92H211ZM217 93V92H216ZM237 93V94H238ZM247 93H249V94H247ZM203 94V95H202ZM214 94V93H213ZM241 94H243V93H241ZM76 95V96H75ZM123 95V94H122ZM126 95V94H125ZM127 95H129V92H128V94ZM139 95V94H138ZM178 95V94H177ZM52 96H53V93H52ZM56 96V97H57ZM68 96H70V95H68ZM75 96V97H74ZM110 96V95H109ZM108 96V97H109ZM131 96V95H130ZM209 96V95H208ZM216 96V95H215ZM222 96H223V94H222ZM221 96V97H222ZM225 96V95H224ZM227 96V95H226ZM249 96V97H248ZM252 96V97H251ZM66 97V96H65ZM138 97V96H137ZM140 97V96H139ZM189 97V96H188ZM205 97V96H204ZM210 97L212 98L213 97V95L211 96V94H210ZM217 97V96H216ZM237 97V98H236ZM55 98V97H54ZM58 98H55L54 99V101H53V106L55 105L54 103H57V101L55 102V100H57ZM60 98H62V97H60ZM63 98H64V95H63ZM62 98V99H63ZM70 98H71V96H70ZM74 98V99H73ZM127 98V97H126ZM142 98V97H141ZM178 98V96L176 97V99ZM206 98H208V97H205V100L206 101H208ZM222 98H224V97H222ZM250 98H251V100H250ZM34 99H32V100H34ZM51 99H52V97H51ZM65 99V98H64ZM122 99V98H121ZM143 99H145V98H143ZM175 99V100H176ZM179 100L181 99V98H178ZM176 100L177 102L179 101V100ZM229 99H230V97H229ZM239 99L241 100V98L239 97ZM107 100H109V98H107L106 97V101ZM123 100V99H122ZM124 100H126L125 98H124ZM123 100V101H124ZM204 100V101H205ZM210 100V99H209ZM224 100V99H223ZM230 100H232V99H230ZM243 100V99H242ZM259 100V99H258ZM257 100V102H260V101H258ZM34 101H37V100H34ZM34 101H33V103H34ZM40 101V100H39ZM49 101V100H48ZM70 100H68V101H66V103H68ZM112 101V100H111ZM110 101V102H111ZM182 101H183V99L182 100H180L179 101V103H176V105H178V104H181V105H185V104H182ZM183 101V102H184ZM197 101H198V103H197ZM220 101H221V99H220ZM235 101H234V99H233V101H231V104H232V102L235 104ZM247 101V100H246ZM41 102V101H40ZM43 102V101H42ZM113 102V101H112ZM111 102V103H112ZM128 102V101H127ZM174 102V101H173ZM213 102V101H212ZM260 102V103H261ZM107 103H108V101H107ZM195 103H196V105H195ZM238 103V102H237ZM240 103L241 102H239V105H240ZM35 104V103H34ZM65 104V103H64ZM109 104V103H108ZM122 104V103H121ZM124 104V103H123ZM128 104V103H127ZM205 104V103H204ZM207 104H208V106H209V104L210 103H206V106H207ZM216 104H217V106H219L218 104H220L219 102L217 103L216 102ZM242 104L243 103H241V105H240V107H241V109H244V108H242ZM249 104V103H248ZM252 104V102H250V104L249 105H251ZM256 104V103H255ZM31 105H33V104H31ZM36 105V107L37 106H39V103H38V105L37 104H35ZM35 105H34V107H35ZM41 105V104H40ZM52 105H51V107H52ZM130 105V104H129ZM189 105V106H188ZM192 105V104H191ZM202 105H203V103H202ZM212 105V103L210 104V106ZM239 105H238V107H239ZM263 105V104H262ZM261 105V106H262ZM111 106H115V105H111ZM122 106V105H121ZM125 106H126V104H125ZM178 106H180V105H178ZM232 106V105H231ZM234 106V105H233ZM256 106V105H255ZM258 106V105H257ZM34 107H33V109H34ZM41 107V106H40ZM108 107H110V106H108ZM177 107V106H176ZM175 107V108H176ZM181 108H182V106H180ZM180 107H177L178 109H175V110H179L180 109ZM202 107V106H201ZM203 107H205V106H203ZM220 107V106H219ZM218 107V108H219ZM222 107V106H221ZM240 107H239V109H240ZM252 107H254V106H252L251 105V108ZM259 107V106H258ZM39 108V107H38ZM46 108V107H45ZM110 108H112V107H110ZM126 108V107H125ZM131 108V107H130ZM208 108V107H207ZM212 108V107H211ZM217 108V109H218ZM249 108V107H248ZM250 108V109H251ZM256 108V107H255ZM260 108V107H259ZM32 109V111L31 112H35L34 110ZM50 109V108H49ZM128 109H129V106H128ZM204 108H202V110H203ZM206 109V108H205ZM209 109V108H208ZM221 109V108H220ZM226 109V108H225ZM232 109V108H231ZM233 109H234V107H233ZM237 109V108H236ZM254 108H252V113H255L254 114V116H252V117H255V115H256V113H258V112H262V111H264V107L262 106V108L261 109H263L262 111H258L257 112V110H260V109H255L256 110V112H253V111H255V110H253ZM181 110V109H180ZM180 110H179V112H180ZM43 111V110H42ZM41 111V112H42ZM186 111V110H185ZM207 110H203V117H204V114H205V112H206ZM209 111H211V115H212V117H214V115L216 116V114H213V110L212 109H210ZM220 111V110H219ZM21 112V111H20ZM37 112H38V110H37ZM175 112V111H174ZM178 112V111H177ZM182 112H184V111H182ZM229 112V111H228ZM227 112V115L229 114ZM241 112V111H240ZM240 112L238 113L240 116H241V114H240ZM17 113V112H16ZM42 113H44V112H42ZM42 113H41V115H42ZM215 113V112H214ZM251 113V114H252ZM12 114V115H13ZM185 114V113H184ZM202 114V113H201ZM200 114V116H202ZM236 114V113H235ZM17 115V114H16ZM34 115H36V114H34ZM206 115H207V112H206ZM223 115V117H224V115L225 114H222ZM239 115H238V117H239ZM253 115V114H252ZM118 116V115H117ZM236 116V115H235ZM258 116H259V114H258ZM262 116H264V115H262ZM38 117V116H37ZM39 117H40V115H39ZM113 117H115L114 115H113ZM184 117V116H183ZM206 117V116H205ZM204 117V118H205ZM211 117V118H212ZM234 117V116H233ZM251 117V118H252ZM2 118V119H1ZM21 118V117H20ZM24 118H25V116H24ZM24 118H21L20 119V121L22 120L23 121V119ZM203 118V119H204ZM215 118V117H214ZM17 119V118H16ZM26 119V118H25ZM25 119H24V122H25ZM203 119H200V120H203ZM216 119V118H215ZM234 119V118H233ZM240 119V118H239ZM258 119H259V121H260V117H258ZM262 119H263V117H262ZM262 119H261V122H262ZM18 120V119H17ZM193 120V121H192ZM199 120V121H200ZM205 120L206 119H204L203 121L205 122ZM214 120V119H213ZM213 120H212V122H213ZM251 120V119H250ZM253 120V119H252ZM255 120V119H254ZM9 121V120H8ZM20 121L19 122H15V120H14V123L16 124H18V123H20ZM198 121V122H199ZM215 121L217 122V120H214V123H215ZM235 121H237L236 119H235ZM242 121V120H241ZM256 121H258L257 120V116H256ZM258 121V122H259ZM117 122H119L118 120H117ZM253 122V121H252ZM260 122V123H261ZM1 124L2 123H4V122H0ZM13 123V124H14ZM23 123V122H22ZM233 123V122H232ZM239 123H240V121H239ZM238 123V121H237V126L239 127L240 125H238L239 124ZM260 123H259V126H260ZM262 123H264V122H262ZM14 124V125H15ZM124 124V123H123ZM144 124V123H143ZM147 123H145V125H146ZM208 124V122L206 121V125ZM246 124V123H245ZM254 124H255V126H257L256 125V123H255V121H254ZM254 124L252 125V126H254ZM11 125V124H10ZM117 125V124H116ZM118 125H120V124H118ZM117 125V126H118ZM148 125V124H147ZM215 126L217 125V124H214ZM213 125V126H214ZM228 125V124H227ZM226 125V126H227ZM230 125V124H229ZM242 125V124H241ZM86 126V125H85ZM149 126V125H148ZM207 126H209V125H207ZM215 126H214V128H215ZM219 126V125H218ZM243 126L244 125H242L241 127H239V130H237V131H240V128H243ZM247 126V125H246ZM254 126V128H252V130L254 129L255 130V128L256 129H258L257 127H255ZM88 127V126H87ZM238 127H235V125H234V128H235V133L237 132L236 131V128L238 129ZM248 127V126H247ZM118 128V127H117ZM120 128V127H119ZM191 128H190V136H189V134L188 135H186V136H188V137H186V139L189 141L190 139H191V141H192V139L194 140V136H195V133L197 132V133H199L201 130H199V131H197V129H196V131H195V129H194V131H192L191 130ZM208 128V127H207ZM234 128H233V130H234ZM246 127H244L243 128V130L245 129ZM91 129V128H90ZM144 129H145V127H144ZM147 129V128H146ZM209 129V128H208ZM208 129H205V130H208ZM259 129H260V127H259ZM42 130V129H41ZM45 130V129H44ZM118 130V129H117ZM116 130V131H117ZM125 130V129H124ZM138 130V129H137ZM215 130V129H214ZM216 130H217V128H216ZM215 130V131H216ZM242 130V129H241ZM79 132H82L81 130H78ZM78 131H77V133H78ZM146 131V130H145ZM149 130H147V132H148ZM188 131V130H187ZM215 131H213V132H215ZM220 133H221V131L220 130H218ZM217 131V132H218ZM39 132V131H38ZM49 132V131H48ZM47 131L46 132H43V133H48ZM118 133H119V130L117 131ZM126 132V131H125ZM135 132V131H134ZM133 132V135H131L130 134V132H129V135L130 136H132V138H133V136L135 135V133ZM192 132H194V133H192ZM233 132V134H234V136H235V133ZM241 132V131H240ZM242 132H244V134H245V132L246 131H242ZM241 132V133H242ZM250 132H251V130H250ZM55 133V132H54ZM77 133H76V135H77ZM116 133V132H115ZM118 133H116V137H114L115 139L116 138H118L117 137V134ZM121 133V132H120ZM132 133V132H131ZM137 133H138V131H137ZM159 133V132H158ZM187 133V132H186ZM188 133H189V131H188ZM192 133V134H191ZM196 133V134H197ZM202 133V132H201ZM208 133H209V131H208ZM231 133V132H230ZM240 133V134H241ZM252 133H255V134H257L255 131L253 132L252 131ZM50 135L52 134V132L51 133H49ZM49 134L47 135V134H45V135H47L48 136V138H49V140H50V137L52 136H50L49 137ZM62 134H63V132H62ZM80 134V133H79ZM79 134H78V136H79ZM82 134V133H81ZM80 134V135H81ZM107 134H108V132H107ZM114 134V133H113ZM239 134V132H237L236 133V135H238ZM249 134V133H248ZM263 134H264V132H263ZM64 135V134H63ZM73 135H74V133H73ZM76 135H74L76 138L75 139H77V136ZM125 135H127L126 133H125ZM146 135V134H145ZM201 135V134H200ZM200 135H198V136H200ZM211 136V134L209 133L208 134V136ZM215 135V134H214ZM251 135V134H250ZM43 136V135H42ZM91 136V135H90ZM107 136V135H106ZM109 136V135H108ZM118 136H119V134H118ZM123 136V135H122ZM128 136V135H127ZM129 136V137H130ZM139 136V135H138ZM197 136V137H198ZM205 136H207V135H205ZM209 136V137H210ZM220 136V135H219ZM257 136H259V135H257ZM257 136H255V137H257ZM261 136V135H260ZM41 137V136H40ZM54 137H57V134L54 136ZM63 137V136H62ZM148 137V136H147ZM147 137H146V139H147ZM190 137V139H188ZM197 137H195V139L197 138ZM201 137V136H200ZM199 137V138H200ZM215 137H216V135H215ZM218 137V136H217ZM250 137H252V136H250ZM254 137V136H253ZM44 138H46V136H44ZM47 138V139H48ZM59 139H61V136L60 137H58ZM80 138H81V136H80ZM119 138H120V136H119ZM118 138V139H119ZM206 138V137H205ZM213 138V137H212ZM232 138L234 139V137L232 136ZM239 138H240V135H239ZM243 138V137H242ZM244 138H245V136H244ZM246 138H247V136H246ZM259 138V137H258ZM258 138H256V139H258ZM53 138H51V140H52ZM106 139H107V137H106ZM105 139V140H106ZM121 139V138H120ZM123 139V138H122ZM133 139H136V138H133ZM142 139V138H141ZM153 139V138H152ZM198 139V138H197ZM201 139V138H200ZM227 139H230V138H228V136H227ZM237 139H238V136H237ZM248 139V138H247ZM254 139V138H253ZM253 139H251L252 141H253ZM43 140V139H42ZM53 140H55V139H53ZM79 141H81V139H78ZM113 140V139H112ZM131 140V139H130ZM139 140V139H138ZM206 140V139H205ZM207 140L209 141L210 140V138H207ZM207 140H206V142H207ZM213 139H211L209 142H213L212 141ZM218 140V139H217ZM240 140V139H239ZM238 140V141H239ZM262 140V139H261ZM38 141V140H37ZM40 141V140H39ZM48 141V140H47ZM76 141L77 140H75V144H77L76 143ZM117 141V140H116ZM115 141V142H116ZM119 141V140H118ZM133 141V140H132ZM137 141V140H136ZM136 141H135V143H136ZM143 141V140H142ZM188 141H186V142H188ZM257 141H259V140H257ZM257 141H256V143H257ZM40 142H43V141H40ZM45 142H46V139H45ZM62 142H65V141H63L62 140ZM72 142H74V140L72 141ZM78 142V141H77ZM120 142H122V140H120ZM156 142V141H155ZM183 142H185V140H183ZM196 142H199V141H194V143H196ZM200 142H201V140H200ZM200 142L198 143V145L200 144ZM215 142V141H214ZM228 142V141H227ZM236 142H237V140H236ZM243 142H246V141H243ZM255 142V141H254ZM259 142H262V141H259ZM258 142V143H259ZM264 142V141H263ZM36 143H38V142H36ZM44 143V142H43ZM123 143V142H122ZM128 143V142H127ZM126 143V144H127ZM144 143V142H143ZM192 143H193V141H192ZM194 143H193V147L195 148V146L197 145V144H195L194 145ZM223 143V142H222ZM229 143V142H228ZM234 143V142H233ZM232 143V144H233ZM239 143H240V141H239ZM247 143V142H246ZM255 143V144H256ZM39 144V143H38ZM37 144V145H38ZM74 143H73V145H75ZM137 144H139L138 143V141H137ZM183 144H185V143H183ZM189 144V143H188ZM191 144V143H190ZM207 144H209L208 142H207ZM231 144V145H232ZM235 144V143H234ZM234 144H233V146H234ZM237 144H238V142H237ZM237 144H235V147H236V145ZM241 144V143H240ZM253 144V143H252ZM261 144V143H260ZM259 144V145H260ZM264 144V143H263ZM131 145V144H130ZM140 145H142V144H139L138 146H140ZM186 145V144H185ZM192 145V144H191ZM196 146L197 148H199L200 146ZM211 145H212V143H211ZM239 145V144H238ZM237 145V147H239ZM254 145V144H253ZM131 146H133V145H131ZM137 146V145H136ZM149 146V145H148ZM156 146V145H155ZM182 146V145H181ZM204 146H205V144H204ZM203 146V147H204ZM209 146H210V144H209ZM241 146V145H240ZM256 146H257V144H256ZM134 147V146H133ZM191 147V146H190ZM225 147V146H224ZM236 147V149H238ZM257 147H259V146H257ZM260 147H262L261 145H260ZM138 148V147H137ZM140 148H141V146H140ZM139 148V149H140ZM152 148H154V147H152ZM205 148V147H204ZM90 149V148H89ZM122 149H124V148H122ZM144 149H146V148H144L143 147V150ZM155 149V148H154ZM201 149V148H200ZM224 149V148H223ZM260 149V148H259ZM132 150H135L134 148L132 149ZM141 150H142V148H141ZM199 149H197L196 151H198ZM262 150V149H261ZM89 152H90V150H88ZM123 151V150H122ZM138 152H139V150H137ZM137 151H136V153H137ZM225 151V150H224ZM130 152H132V151H130ZM135 152V151H134ZM154 152V151H153ZM212 152V151H211ZM222 152V151H221ZM259 152V151H258ZM261 152V151H260ZM259 152V153H260ZM264 152V151H263ZM133 153V152H132ZM148 152H146V154H147ZM150 153V152H149ZM159 153V152H158ZM248 153V152H247ZM127 153H126V151H125V155H126ZM135 154V153H134ZM250 154V153H249ZM263 154V153H262ZM148 155V154H147ZM204 155H205V153H204ZM207 155V154H206ZM254 155V154H253ZM88 156H89V153H88ZM146 156V155H145ZM159 156V155H158ZM208 156H210V155H207V157ZM241 156V155H240ZM240 156H239V158H240ZM254 156H257V155H254ZM254 156H253V158H254ZM261 156V155H260ZM125 157V156H124ZM123 157V158H124ZM127 157V156H126ZM131 157H132V154H131ZM147 157V156H146ZM146 157H144V158H146ZM164 157V156H163ZM195 157H196V154H195ZM242 157V156H241ZM142 158H143V156H142ZM142 158H140V157H138V159H142ZM148 158H150V156H148ZM153 158V157H152ZM204 158V157H203ZM258 159H259V157H257ZM256 158V159H257ZM262 158V157H261ZM127 159V158H126ZM133 159V158H132ZM137 159V160H138ZM161 159V158H160ZM164 159H166V157L164 158ZM163 158L161 159V160H164ZM195 160H196V158H194ZM194 159H193V161H194ZM208 158H206V159H204V160H207ZM249 159V158H248ZM59 160V159H58ZM137 160H136V162H137ZM143 160V159H142ZM199 160V159H198ZM197 160V161H198ZM240 160H241V158H240ZM253 160V159H252ZM262 160V159H261ZM260 160V161H261ZM2 161V160H1ZM0 161V197H2V201H4V203H6L7 204V221H8V224H7V230H6V232H5V234H4V237H2V239L0 240L2 243V246L4 247V249L5 250H7L8 249V244L10 243V242H12L13 243V245H16V246H19V247H21V248H23V250H26L27 252H29V254H30V256H34L36 253H40V255L41 256H43V257H45V259L47 258V260H48V262H49V264H72V262L71 261H73L74 263L73 264H83V259L81 258V254H80V248H75L74 247V244L72 245V243H70L68 240H66V239H64L63 237L62 238H59L58 236H56L57 234H55L54 232L55 231H53L52 229H51V223L49 222L50 221V219L48 220L47 219V217L45 216V215H43V213H41L40 211V213L38 214V211L37 210H35V211H37V213H35V212H33L32 211V209H30L29 207H27L25 204H24V202L22 201V199L19 197V193L17 192V189H16V187H15V185H14V182L12 181V177H10V175L7 173L8 171H6V169L4 168V166H3V164H2V162ZM128 161V160H127ZM133 161V160H132ZM156 161V160H155ZM158 161V160H157ZM259 161V162H260ZM135 162V161H134ZM159 162V161H158ZM157 162V163H158ZM205 162V161H204ZM203 162V163H204ZM218 162H220V161H218ZM235 162V161H234ZM249 162H253V161H249ZM248 162V163H249ZM255 162H256V160H255ZM133 163V162H132ZM162 163V162H161ZM160 163V164H161ZM206 163V162H205ZM244 163H245V161H244ZM254 163V162H253ZM218 164H220V163H218ZM225 164V163H224ZM246 164V163H245ZM255 164V163H254ZM254 164H252V165H254ZM257 164V163H256ZM256 164H255V166H256ZM259 164V163H258ZM168 165V164H167ZM227 165V164H226ZM239 165H243V163H241V164H239ZM248 166H250V164H248ZM254 166V167H255ZM258 166V165H257ZM218 167H220V166H218ZM221 167H222V165H221ZM220 167V168H221ZM243 167H244V165H243ZM247 167V166H246ZM254 167L252 168V169H254ZM219 168V169H220ZM242 168V167H241ZM250 168V167H249ZM249 169V170H251V172L253 171L252 169ZM259 168V167H258ZM257 168V169H258ZM260 168H261V166H260ZM245 169V168H244ZM247 169H248V167H247ZM255 169H256V167H255ZM255 169H254V171H255ZM256 169V170H257ZM167 170V169H166ZM235 170H236V168H235ZM249 170H247L248 172H247V174L249 173ZM219 171V170H218ZM245 171V170H244ZM253 171V172H254ZM258 171V170H257ZM222 172V171H221ZM221 172L220 173H218V174H221ZM227 172V171H226ZM252 172V173H253ZM261 172H263V171H261ZM229 173V172H228ZM256 173V172H255ZM257 174V173H256ZM262 174V173H261ZM159 175V174H158ZM228 175V174H227ZM227 175H226V177H227ZM238 175V174H237ZM218 176V175H217ZM257 176V175H256ZM259 176H260V174H259ZM225 177V178H226ZM242 177V176H241ZM254 177V176H253ZM217 178V177H216ZM220 178V177H219ZM249 178V177H248ZM155 179V178H154ZM228 179V178H227ZM255 179V178H254ZM191 181H192V179H191ZM253 181V180H252ZM255 181V180H254ZM251 182V181H250ZM255 183H257V182H255ZM170 184V183H169ZM252 185V184H251ZM256 185V184H255ZM254 185V186H255ZM140 187V186H139ZM158 190H159V188H158ZM257 192V191H256ZM254 194V193H253ZM141 196V195H140ZM144 196V195H143ZM166 196V195H165ZM208 196H209V194H208ZM252 197H254V196H252ZM105 198V197H104ZM126 198V197H125ZM158 198V197H157ZM194 198V197H193ZM247 198V197H246ZM245 198V200L247 201V199ZM110 199V198H109ZM264 199V198H263ZM205 200V199H204ZM261 200V199H260ZM142 201V200H141ZM263 201V200H262ZM158 202V201H157ZM170 202V201H169ZM140 203V202H139ZM160 203V202H159ZM209 203V202H208ZM220 203V202H219ZM138 204V203H137ZM214 204H215V202H214ZM228 204V203H227ZM261 204V203H260ZM112 205V204H111ZM128 205V204H127ZM173 205V204H172ZM186 205V204H185ZM209 205V204H208ZM217 205V204H216ZM220 205V204H219ZM257 205H259V204H257ZM262 205H263V203H262ZM262 205H260V207H262ZM139 206V205H138ZM142 206V205H141ZM166 206V205H165ZM224 206V205H223ZM264 206V205H263ZM112 207V206H111ZM111 207H110V209H111ZM130 207V206H129ZM143 207V206H142ZM157 208H158V206H156ZM183 207V206H182ZM211 207V206H210ZM139 208V207H138ZM161 208V207H160ZM205 208V207H204ZM228 208V207H227ZM264 208V207H263ZM262 208V209H263ZM140 209V208H139ZM193 209V208H192ZM206 209V208H205ZM207 209H208V207H207ZM261 209V210H262ZM120 210H121V207H120ZM165 210V209H164ZM180 210V209H179ZM223 210V209H222ZM132 211V210H131ZM154 211H155V209H154ZM192 211V210H191ZM208 211V210H207ZM239 211V210H238ZM121 212V211H120ZM119 212V213H120ZM128 212H129V210H128ZM155 212H157V211H155ZM179 212V211H178ZM244 212L245 211H243V215H244ZM124 213V212H123ZM139 213V212H138ZM150 213H153V212H150ZM203 213V212H202ZM261 213V212H260ZM263 213H264V210H263ZM161 214V213H160ZM206 214V213H205ZM215 214V213H214ZM177 215L179 216V213H177ZM181 215V214H180ZM191 215V214H190ZM201 215V214H200ZM199 215V216H200ZM254 215V214H253ZM259 215V214H258ZM136 216V215H135ZM164 216V215H163ZM202 216V215H201ZM214 216V215H213ZM261 216V215H260ZM263 216V215H262ZM207 217V216H206ZM256 217V216H255ZM180 218V217H179ZM179 218H178V220H179ZM193 218H194V215H193ZM197 218H198V216H197ZM214 217H212L211 219H213ZM216 218H217V216H216ZM244 218H246V216H244ZM163 219H164V217H163ZM205 219H209L208 217L207 218H205ZM257 219V218H256ZM259 219H261V217L259 218ZM263 219V218H262ZM166 220V219H165ZM172 220V219H171ZM175 220V219H174ZM194 220V219H193ZM197 220V219H196ZM203 220V219H202ZM207 220H206V222H207ZM210 220V219H209ZM208 220V221H209ZM218 220V219H217ZM217 220H215V221H217ZM252 220V219H251ZM264 220V219H263ZM160 221V220H159ZM167 221V220H166ZM173 221V220H172ZM195 221V220H194ZM242 221H244V220H242ZM138 222V221H137ZM163 222H165L164 220H163ZM168 222V221H167ZM174 222V221H173ZM197 222V221H196ZM195 222V223H196ZM192 223V222H191ZM201 223H202V221H201ZM211 223V222H210ZM218 223V222H217ZM222 223V222H221ZM263 223H264V221H263ZM51 224V225H50ZM138 224V223H137ZM166 224V223H165ZM171 224V223H170ZM175 224V223H174ZM188 224V223H187ZM194 224V223H193ZM36 226V228H37V231H35L32 227L33 226ZM192 225V224H191ZM199 225V224H198ZM201 225V224H200ZM199 225V226H200ZM206 225V224H205ZM210 225H212V224H210ZM216 225V224H215ZM223 225V224H222ZM221 225V226H222ZM224 225H225V223H224ZM264 225V224H263ZM262 225V226H263ZM180 226V225H179ZM207 226V225H206ZM253 226H255V225H253ZM260 226H261V224H260ZM141 227V226H140ZM178 227V226H177ZM186 227V226H185ZM184 227V228H185ZM201 227V229L203 228L202 226H200ZM200 227H199V229H200ZM163 228H164V226H163ZM197 228V227H196ZM221 228H223V227H221ZM258 228V227H257ZM263 228H264V226H263ZM262 227L260 228V229H263ZM155 229V228H154ZM160 229L161 228H159V231H160ZM179 229H181L180 227H179ZM207 229V228H206ZM137 230H139V229H137ZM172 230V229H171ZM175 230H176V228H175ZM182 230V229H181ZM190 230H191V228H190ZM195 230V229H194ZM197 230V229H196ZM205 230V229H204ZM212 230V229H211ZM224 229H221L220 230V233H222V232H224L223 231ZM124 231V230H123ZM162 231V230H161ZM201 231H203V230H201ZM222 231V232H221ZM262 231V233H264L263 231L264 230H261ZM135 232V231H134ZM139 232V231H138ZM156 232H157V230H156ZM164 232H165V229H164ZM170 232V231H169ZM180 232V231H179ZM204 232V231H203ZM213 232H214V230H213ZM258 231H256L255 233H257ZM122 233V232H121ZM145 233V232H144ZM158 233H160V232H158ZM158 233H156V234H158ZM195 233V232H194ZM202 233V232H201ZM200 233V234H201ZM209 233H212V232H210L209 231ZM229 233V232H228ZM126 234V233H125ZM138 234V233H137ZM179 234V233H178ZM177 234V235H178ZM199 234V236H201ZM216 234V233H215ZM222 234H224V233H222ZM226 234V233H225ZM235 234V233H234ZM135 235H136V233H135ZM159 235V234H158ZM172 235V234H171ZM193 235V234H192ZM208 235V236H207ZM206 235V237H209V235L210 234H207ZM217 235H219L220 237L222 236L221 234H217ZM122 236V235H121ZM140 236V235H139ZM164 236V235H163ZM187 236V235H186ZM219 236H218V238H219ZM234 236V235H233ZM255 236V235H254ZM264 236V235H263ZM126 237V236H125ZM128 237V236H127ZM180 237V236H179ZM203 237V236H202ZM202 237H201V239H202ZM205 237V236H204ZM204 237H203V239H204ZM225 237V236H224ZM223 237V238H224ZM132 238V237H131ZM154 238V237H153ZM159 238H161V237H159ZM158 238V239H159ZM184 239H185V236L183 237ZM213 238V237H212ZM216 238V237H215ZM231 238H233V237H231ZM264 238V237H263ZM125 239V238H124ZM127 239V238H126ZM156 239V238H155ZM188 239V238H187ZM191 239H195V238H191ZM190 239V240H191ZM198 239V238H197ZM195 240L196 241V244H197V242H198V240ZM202 239V240H203ZM206 239V238H205ZM209 239V238H208ZM207 239V240H208ZM210 239H211V236H210ZM209 239V240H210ZM234 239V238H233ZM260 239V238H259ZM130 240V239H129ZM129 240H128V242H129ZM164 240V244H165V239H160V242H162V241ZM170 240V239H169ZM174 240V239H173ZM172 240V241H173ZM201 240V241H202ZM206 240V241H207ZM216 240V239H215ZM224 240V239H223ZM230 240V239H229ZM261 240V239H260ZM68 241V242H67ZM120 241V240H119ZM121 241H122V239H121ZM124 241V240H123ZM127 241V240H126ZM148 241H149V239H148ZM167 241V240H166ZM205 240H203L202 242H203V244H205V242H204ZM224 241H226V240H224ZM223 241V242H224ZM232 241V240H231ZM160 242H159V244H160ZM168 242V241H167ZM177 242V241H176ZM188 242H190V241H188ZM202 242H200V244H198V246L197 247H199V245H201L202 244ZM207 242H209L210 243V241H207ZM206 242V243H207ZM212 242V241H211ZM223 242H221L220 244L222 245V243ZM227 243H228V241H226ZM225 242V244H227ZM239 242V241H238ZM114 243V242H113ZM145 243V242H144ZM183 243V242H182ZM199 243V242H198ZM240 243V242H239ZM264 243V242H263ZM127 244V243H126ZM163 244V243H162ZM179 244V243H178ZM213 244H215V243H213ZM218 244V243H217ZM217 244H215V246H217ZM220 244H218L219 246H220ZM259 244H261V243H259ZM117 245V244H116ZM123 245H125V244H123ZM128 245H129V243H128ZM165 245H169V242H168V244H165ZM180 245H181V243H180ZM191 245V244H190ZM206 245V244H205ZM230 245V244H229ZM245 245V244H244ZM119 246V245H118ZM163 246V245H162ZM188 246V245H187ZM193 246H195V245H193ZM207 246H208V243H207ZM214 246V245H213ZM231 246H233V245H231ZM246 246V245H245ZM244 246V248H247V247H245ZM247 246H248V244H247ZM77 247V246H76ZM127 247V246H126ZM129 247V246H128ZM158 247V246H157ZM168 247H171V246H168ZM181 247V246H180ZM196 247V246H195ZM234 247V246H233ZM238 246H236V248H237ZM262 247H264V246H262ZM201 248V247H200ZM200 248H198L199 250H200ZM204 248H206V246L204 247ZM212 248V247H211ZM215 248H217V247H215ZM220 248H222V246H220ZM220 248H217L218 250L220 249ZM235 248V247H234ZM233 248V249H234ZM235 248V250H237ZM242 248V247H241ZM128 249V248H127ZM130 249V248H129ZM166 249H168V250H170L169 248H166ZM165 249V247H164V250H166ZM174 249H176V247L174 248ZM184 249H185V247H184ZM203 249V248H202ZM201 249V250H202ZM262 249H264V248H262ZM159 250H160V247H159ZM161 250H163V247H161ZM163 250V252H162V257L161 258H163L164 257V252L166 253L167 251H164ZM171 250H173V249H171ZM213 250V249H212ZM217 250V251H218ZM220 250H222V249H220ZM218 251L219 253L218 254H220V252L221 251ZM250 249H246V251H245V249H244V251H245V253H249L248 251H249ZM133 251H135V249L133 250ZM143 251V250H142ZM182 251H183V249H182ZM223 251V250H222ZM239 251V250H238ZM117 252V251H116ZM132 252V251H131ZM151 252V251H150ZM168 252H170V251H168ZM189 252V255H190V251H188ZM201 252V251H200ZM171 253H172V251H171ZM171 253H169V255L171 254ZM174 253V252H173ZM187 253V252H186ZM195 253H196V251H195ZM197 253H198V251H197ZM223 253V252H222ZM226 253V252H225ZM225 253H223L222 255H224ZM228 253V252H227ZM238 253V252H237ZM166 254H168V253H166ZM198 254H200V255H203V253L201 254V253H198ZM197 254V255H198ZM230 254H232V253H230ZM117 255V254H116ZM132 255V254H131ZM139 255V254H138ZM168 255V256H169ZM172 255V254H171ZM170 255V256H171ZM175 255V254H174ZM183 255V254H182ZM187 255V254H186ZM196 255V254H195ZM207 255H211V254H208L207 253ZM221 254L219 255V257L220 258H222L223 259V256H222ZM228 254H226V255H224V257H226ZM241 255V254H240ZM244 255H246V254H244ZM248 255V254H247ZM222 256V257H221ZM239 256V255H238ZM250 256V255H249ZM135 257V256H134ZM165 257H166V255H165ZM173 257V256H172ZM174 257H176V255L174 256ZM187 257V256H186ZM195 257V256H194ZM198 257V256H197ZM196 257V259L199 261V259L200 260H202V257L203 256H201L200 258L198 257L197 258ZM205 257V256H204ZM207 257V256H206ZM210 257V256H209ZM212 257L213 258H215L214 256H213V254H212ZM229 258L231 257V255L230 256H228ZM241 257V256H240ZM147 258V257H146ZM151 258V257H150ZM171 258V257H170ZM208 258V257H207ZM211 258V257H210ZM210 258H208V259H210ZM217 258V257H216ZM246 258H248V257H246ZM140 259V258H139ZM148 259V258H147ZM177 259V258H176ZM176 259L174 258V260L176 261ZM193 259V258H192ZM206 259V258H205ZM207 259V260H208ZM227 260L225 261L226 262V264H228V262L229 261H231V260H229L228 258H226ZM230 259H232V258H230ZM241 259H243V258H241ZM240 259V260H241ZM141 260H142V258H141ZM182 260V259H181ZM215 260V259H214ZM219 260V259H218ZM224 260H225V258H224ZM147 261V260H146ZM156 261V260H155ZM173 260H172V258H171V262H172ZM204 261V260H203ZM212 261V260H211ZM219 261H221V260H219ZM223 261V260H222ZM154 262V261H153ZM157 262V261H156ZM159 262L161 263V261L159 260ZM171 262L169 261V264H171ZM207 262V261H206ZM206 262H205V264H206ZM213 262V261H212ZM216 262H218V261H216ZM215 262V263H216ZM248 262V261H247ZM247 262H245V263H247ZM155 263V262H154ZM162 263H164L163 262V260H162ZM178 263V262H177ZM176 263V264H177ZM194 262L192 261V264H193ZM198 263V262H197ZM204 263V262H203ZM211 263V262H210ZM209 263V264H210ZM219 264L221 263V262H218ZM223 263V262H222ZM172 264H174V261H173V263ZM202 264V263H201ZM214 264V263H213ZM230 264V263H229ZM233 264H235V263H233ZM248 264V263H247Z\"/></svg>",
  "mask_w": 264,
  "mask_h": 264
}]
</instances>
